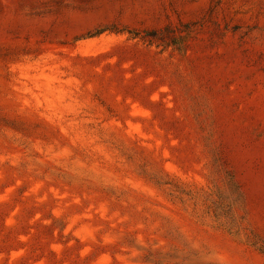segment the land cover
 <instances>
[{"label":"rangeland","instance_id":"1","mask_svg":"<svg viewBox=\"0 0 264 264\" xmlns=\"http://www.w3.org/2000/svg\"><path fill=\"white\" fill-rule=\"evenodd\" d=\"M0 264H264V0H0Z\"/></svg>","mask_w":264,"mask_h":264}]
</instances>
